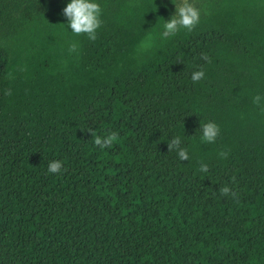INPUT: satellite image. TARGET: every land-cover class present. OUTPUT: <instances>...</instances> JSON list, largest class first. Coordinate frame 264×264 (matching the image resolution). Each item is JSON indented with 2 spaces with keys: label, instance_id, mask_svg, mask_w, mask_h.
Here are the masks:
<instances>
[{
  "label": "trees",
  "instance_id": "trees-1",
  "mask_svg": "<svg viewBox=\"0 0 264 264\" xmlns=\"http://www.w3.org/2000/svg\"><path fill=\"white\" fill-rule=\"evenodd\" d=\"M68 2L0 0V264H264V0H193L168 38L172 0H94V41Z\"/></svg>",
  "mask_w": 264,
  "mask_h": 264
},
{
  "label": "clouds",
  "instance_id": "clouds-1",
  "mask_svg": "<svg viewBox=\"0 0 264 264\" xmlns=\"http://www.w3.org/2000/svg\"><path fill=\"white\" fill-rule=\"evenodd\" d=\"M175 6V12L170 16L169 19L164 20L163 32L161 36L163 38H168L175 35L180 29H186L191 32L200 20V9L195 6L193 0H172ZM101 7L94 0H69L66 6L62 9V14L67 19V26L76 35L84 34L90 40H96V30L101 26L102 21L100 19ZM70 51L76 50V44H71ZM201 59L211 62L210 57L205 53H201ZM204 71L198 70L191 74V79L193 82H198L204 78ZM8 78H11V73L8 74ZM5 95H11V90L5 91ZM262 97L257 94L253 97V103L260 105ZM91 133L94 136L93 143L95 146L104 148H111L113 144L118 139V134L116 132H111L104 136L103 138L96 135L94 131L90 128L82 129ZM200 130L202 132L201 141L202 143H214L217 136L219 135V126L214 122H207L200 125ZM168 151H175L177 156L181 161L189 159L187 149L181 146V139L179 136L173 137L169 143H167ZM221 158H227L228 153L221 151L218 153ZM63 165L59 160H53L48 163L47 171L49 173L57 174L62 171ZM199 170L201 172H208V165L201 163ZM233 177V181H234ZM221 196L236 194L231 191L228 186H223L218 189Z\"/></svg>",
  "mask_w": 264,
  "mask_h": 264
}]
</instances>
